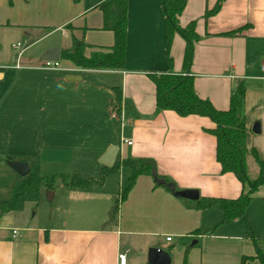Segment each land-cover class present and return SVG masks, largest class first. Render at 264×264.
I'll return each mask as SVG.
<instances>
[{"label": "crops", "instance_id": "obj_1", "mask_svg": "<svg viewBox=\"0 0 264 264\" xmlns=\"http://www.w3.org/2000/svg\"><path fill=\"white\" fill-rule=\"evenodd\" d=\"M103 1L0 0V69H3L0 80L6 78V69L11 70L9 75L17 73L15 70L24 67L23 59L28 56L27 46L21 55L16 52L13 47L16 42L8 38L11 35L7 36L10 32L19 33L18 37L28 44L26 38L35 37L31 32L40 31L35 44L53 31L67 28L71 38L74 34L92 46L86 49L87 56L112 47L114 33L102 29L103 14L98 6ZM218 1L188 0L180 16L183 27L195 20L200 36L195 42L189 71L183 64L186 41L179 34L172 43L173 63L170 65L167 60L165 17L160 0H129L125 70H83L71 64L69 70L75 72L65 74L58 70L52 74L58 87L66 84L76 94L69 101L72 116L77 113L76 119L84 116L86 119L89 114L91 121H120L122 145L116 143L117 138L110 139L101 155L111 145H117L120 151L116 162L125 158H152L158 173L171 178L178 189H197L200 197L234 199L248 187L231 173L221 174L216 138L206 132L214 123L197 115L182 117L174 111H158L156 85L150 78V74L191 75L199 96L209 99L220 110L229 109L231 95L239 82L245 81L247 146L250 152L256 148L264 160V0H224L220 11L206 21L207 9ZM52 27L56 28L43 32ZM241 27H246L242 33L226 35ZM63 45L53 42L46 49L68 48ZM36 69L39 68L32 66L29 70ZM72 76L79 80H70ZM113 87L123 90L120 116L111 112ZM86 103L89 112L86 109L82 113ZM256 123L260 125L259 133L253 129ZM250 152L247 168L255 166L254 172L258 174L259 166ZM62 188L63 196L70 197L75 205L65 219L56 216L53 224L36 222L25 207L0 218V264H120L119 253L129 250V254L131 249L134 257L131 262L127 259V264H151L149 251L153 247L167 250L172 264L173 260L180 264L173 242L176 240L182 250L191 238L197 239L195 243L202 242V254L199 260L194 258L195 264H241L243 256L256 254L243 219L218 229L223 219L218 207L196 210L193 201L178 198L165 187L157 186L152 176L138 178L120 206L117 222L111 224L107 221L115 192L104 183L87 189L65 185ZM247 215L258 235V221L264 220L261 188ZM215 227L218 230L214 233L195 234L198 229L210 231ZM14 229L19 230L21 237H14ZM258 246L264 252V242ZM195 251L197 248H191V252ZM246 264L260 263L249 260Z\"/></svg>", "mask_w": 264, "mask_h": 264}, {"label": "trees", "instance_id": "obj_2", "mask_svg": "<svg viewBox=\"0 0 264 264\" xmlns=\"http://www.w3.org/2000/svg\"><path fill=\"white\" fill-rule=\"evenodd\" d=\"M187 2L188 0H160L162 13L165 17L167 60L170 65L173 63L171 56L172 43L174 37L179 34L186 41L183 64L185 70L189 71L194 61L195 42L199 40L200 36L196 31L197 22L195 20L185 27L180 24V16L184 13ZM223 2L224 0H219L212 9H207L205 13L206 21L220 11ZM98 8L103 14L102 29L114 33V45L106 50L93 51L90 56H87L86 49L92 46L88 45L84 39H79L72 34V45L62 49L61 60H67L74 67L83 70H125L127 66L129 32V0H104ZM245 28L241 27L226 33V35H238ZM150 78L156 85V108L158 111H174L182 117L197 115L209 118L214 123V127L206 129V132L216 138V159L221 166V174H233L244 187H248V190H244L239 197L234 199L200 197L199 200L192 202L194 209L206 210L218 207L223 213V219L217 227L237 219H244L247 223L250 237L255 244L256 254L254 256H243L241 264H246L249 260H258L260 264H264V252L259 248L252 226L246 216L248 208L255 200L256 192L264 187V160L260 157L256 148H253L250 152L247 146L248 135L244 112L247 92L245 81H240L235 88L231 95L229 109L220 110L209 99L199 96L195 88V78L191 75L150 74ZM113 90L114 100L111 105V112L120 116L123 90L121 87H113ZM249 152L259 166V174L254 180L250 179L247 168ZM14 159L17 158H11L10 160ZM24 161L29 163L31 171L24 177L16 174L17 179L11 186L10 197L0 198V218L6 213L22 210L28 201H38L41 197V186L45 180H47L46 187L53 189L55 178L47 179L41 175V162L37 158L32 157V162L30 159H25ZM122 169H128L130 176L120 195L113 199V205L109 211L107 221L110 224L117 222L120 206L128 199L140 176H152L157 186L165 187L169 191L168 183L173 181L166 175L158 173L154 159L145 157L118 160L112 168L103 166L100 170L102 180L109 174ZM162 180H165L166 184H160ZM97 182L74 173L70 177L69 182H64V184L73 189H87L94 186ZM99 182L101 183V180ZM217 227L210 231L198 229L195 234L214 233ZM187 252L184 264H187Z\"/></svg>", "mask_w": 264, "mask_h": 264}, {"label": "rangeland", "instance_id": "obj_3", "mask_svg": "<svg viewBox=\"0 0 264 264\" xmlns=\"http://www.w3.org/2000/svg\"><path fill=\"white\" fill-rule=\"evenodd\" d=\"M55 28H48L43 32L46 34ZM40 34V31H32L30 35L35 37L26 38L28 42L26 46L29 49L27 50L28 56L23 59L22 66L24 67L15 70L17 73L14 75H9L11 70H4L7 76L0 80V160H2L0 162V198L10 197L11 186L17 179V173L10 168L8 160L11 158H17L14 159L17 161L30 159L32 162V157H35L41 162V175L47 179L54 177L55 183L53 189H48L47 180H45L41 186V197L38 201L26 202L25 210L34 217L36 222L53 224L56 216L65 219L66 213L69 215L75 208L71 198L63 196L64 188H62L65 185L64 182H69L74 173L86 179L98 181L94 186L104 183L106 188L115 192L114 197H118L127 185L130 171L122 169L109 174L102 180L100 170L103 165L100 159L107 141L117 138L116 143L122 145L120 121L117 119L115 121H91L89 114L86 119L84 116L80 120L76 119L77 113L72 116L69 101L76 94L66 84L58 87L59 84L52 73L63 70L66 74L75 72V70H69L72 65L67 60H60V66L53 68L46 67L45 61L41 59L47 46L53 42L63 43L67 47L71 46L70 32L67 28H60L33 44L34 40L41 36ZM7 36L13 39V42H24V38L18 37L19 33L10 32ZM32 66L39 69L29 70ZM86 109L89 112L88 103L85 104L82 113ZM71 118L74 120L72 121ZM247 158L249 159L250 156ZM248 169L250 179L257 178L259 173L254 172L255 166L249 165ZM261 190L264 188L262 187ZM49 193H54L52 200L49 199ZM246 216L248 217L247 214ZM244 222L250 233L245 220ZM249 222L258 243L264 242V220L259 219L258 221V235L250 219ZM221 227L223 226L220 225L218 229ZM196 240V238L187 240V246L182 250L176 244V240L173 242L178 250V263L184 264L187 250V264H195V257L197 260L200 259L202 242L195 243ZM193 247L197 248L195 254L191 252ZM133 257L134 252L131 249L127 258L131 262ZM173 264H176L174 260Z\"/></svg>", "mask_w": 264, "mask_h": 264}, {"label": "water", "instance_id": "obj_4", "mask_svg": "<svg viewBox=\"0 0 264 264\" xmlns=\"http://www.w3.org/2000/svg\"><path fill=\"white\" fill-rule=\"evenodd\" d=\"M43 61H60L62 59V51L60 48H51L48 49L41 57ZM70 80L78 81L77 76L70 77ZM254 131L256 133L260 132V125L256 123L254 125ZM120 151V147L117 145H111L108 147L107 151L102 155L100 162L103 166L112 168ZM8 165L12 168L17 174L24 177L28 175L31 171V167L26 161H17V160H8ZM160 184H166L165 180L160 181ZM170 191L178 198L186 199L189 201H197L200 199V192L197 189H186L181 190L177 188V185L174 181L168 183ZM54 193H49V199L52 200ZM149 259L151 264H172L171 254L165 250L158 247H153L149 251Z\"/></svg>", "mask_w": 264, "mask_h": 264}, {"label": "built area", "instance_id": "obj_5", "mask_svg": "<svg viewBox=\"0 0 264 264\" xmlns=\"http://www.w3.org/2000/svg\"><path fill=\"white\" fill-rule=\"evenodd\" d=\"M26 46V43H22V42H18L16 44L13 45L14 49L16 50H19V54L21 55L24 51V47ZM45 66L46 67H58L59 66V61H45ZM262 69H263V72H264V63L262 65ZM264 78V76H263ZM128 144H132L131 141H127ZM13 235L14 237H21V234L19 232L18 229H14L13 230ZM168 240H171L172 237H168L167 238ZM129 250H126L125 252H121L119 253V261H120V264H127V254H128Z\"/></svg>", "mask_w": 264, "mask_h": 264}]
</instances>
